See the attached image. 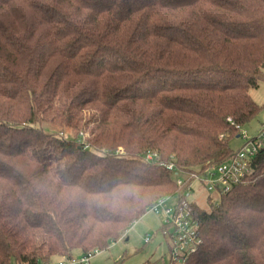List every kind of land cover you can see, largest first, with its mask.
Wrapping results in <instances>:
<instances>
[{
  "label": "trees",
  "instance_id": "obj_1",
  "mask_svg": "<svg viewBox=\"0 0 264 264\" xmlns=\"http://www.w3.org/2000/svg\"><path fill=\"white\" fill-rule=\"evenodd\" d=\"M263 64L264 0H0V264L106 250L170 198L184 264H264V146L209 212L186 198L243 147Z\"/></svg>",
  "mask_w": 264,
  "mask_h": 264
},
{
  "label": "rangeland",
  "instance_id": "obj_2",
  "mask_svg": "<svg viewBox=\"0 0 264 264\" xmlns=\"http://www.w3.org/2000/svg\"><path fill=\"white\" fill-rule=\"evenodd\" d=\"M250 95L258 104L259 111L251 120L248 126L243 130L248 136L257 134L264 126V80L259 82L257 89L251 90ZM44 132H57L58 129L50 124L42 123L38 126ZM243 142L241 138H234L229 141V146L233 150L241 148ZM179 178H187L188 174L179 173ZM207 197L211 198V203ZM219 194L216 191L208 192L206 186L199 181H192L191 188L187 194V200L197 204L202 210L209 212L211 207L219 201ZM176 202V198H170L165 206L172 207ZM163 213L148 211L138 221L133 223L125 234L122 241H117L109 246L108 249L98 251L92 254L89 258V264H146L154 263L161 264L167 261L169 247L172 246L170 238V230L166 234L162 233L161 226ZM149 241L146 243L145 240ZM85 254L74 252L72 258L53 257L49 264H78L72 260L78 261Z\"/></svg>",
  "mask_w": 264,
  "mask_h": 264
},
{
  "label": "built area",
  "instance_id": "obj_3",
  "mask_svg": "<svg viewBox=\"0 0 264 264\" xmlns=\"http://www.w3.org/2000/svg\"><path fill=\"white\" fill-rule=\"evenodd\" d=\"M240 138L243 142V147L238 154L229 162L217 167L206 169L201 173H192L189 177L193 181L202 182L208 192L216 191V193H226L232 186L239 184L250 173L249 161L257 151L264 146V126L260 131L248 136L245 130L240 133ZM157 158L153 153H148L145 160L150 161ZM172 170V166H167ZM177 184H182V179L178 178ZM169 199L158 200L148 211L159 212L162 210L163 220L162 225L168 226L170 229V238L172 239V246L169 247V257L175 264H184L185 259L197 250L200 240L196 235L197 224L192 218L190 209L187 203L175 207L165 206ZM165 231L164 234H166ZM149 240L146 239L147 243ZM95 252H88L80 260H72L73 263L89 264V258Z\"/></svg>",
  "mask_w": 264,
  "mask_h": 264
},
{
  "label": "crops",
  "instance_id": "obj_4",
  "mask_svg": "<svg viewBox=\"0 0 264 264\" xmlns=\"http://www.w3.org/2000/svg\"><path fill=\"white\" fill-rule=\"evenodd\" d=\"M126 234V233H125ZM125 234L119 239V241H122L125 238ZM116 243V242H115ZM113 243V244H115Z\"/></svg>",
  "mask_w": 264,
  "mask_h": 264
},
{
  "label": "water",
  "instance_id": "obj_5",
  "mask_svg": "<svg viewBox=\"0 0 264 264\" xmlns=\"http://www.w3.org/2000/svg\"><path fill=\"white\" fill-rule=\"evenodd\" d=\"M262 67H264V64H263V66ZM237 138H238V136H237Z\"/></svg>",
  "mask_w": 264,
  "mask_h": 264
}]
</instances>
